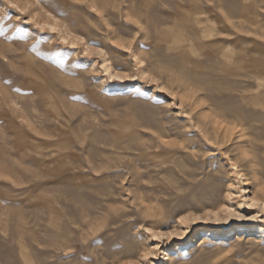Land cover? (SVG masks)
<instances>
[{"label": "rangeland", "instance_id": "rangeland-1", "mask_svg": "<svg viewBox=\"0 0 264 264\" xmlns=\"http://www.w3.org/2000/svg\"><path fill=\"white\" fill-rule=\"evenodd\" d=\"M0 264H264V0H0Z\"/></svg>", "mask_w": 264, "mask_h": 264}]
</instances>
